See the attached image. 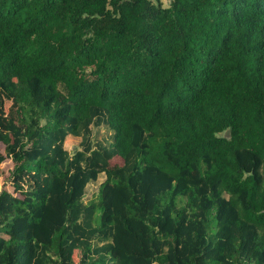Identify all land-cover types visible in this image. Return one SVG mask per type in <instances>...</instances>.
<instances>
[{"label":"trees","instance_id":"trees-1","mask_svg":"<svg viewBox=\"0 0 264 264\" xmlns=\"http://www.w3.org/2000/svg\"><path fill=\"white\" fill-rule=\"evenodd\" d=\"M0 94V264H264V0H0Z\"/></svg>","mask_w":264,"mask_h":264},{"label":"rangeland","instance_id":"rangeland-1","mask_svg":"<svg viewBox=\"0 0 264 264\" xmlns=\"http://www.w3.org/2000/svg\"><path fill=\"white\" fill-rule=\"evenodd\" d=\"M164 6H168L170 0H162ZM18 105L17 103L14 102V100L9 97L7 94H0V126L2 129H6V122L11 119L16 117V109ZM92 140L94 142H103L104 144H108L111 138L112 132L110 129L103 125L100 127H93L92 128ZM109 140V141H108ZM81 143V138L79 137H74V136H68L65 142V147L66 149L72 153L76 149L80 147ZM0 148L2 152H4V145L0 144ZM122 160L118 157L114 158L111 161V165H121ZM13 164L11 162L5 163L1 167V172H0V191L2 188H8L12 190L13 188V182H22L26 186H28L29 182L26 179L19 180L18 178L13 181L12 178L9 176L8 169L11 168ZM105 179V175L101 174L99 176V179L97 182L89 184V186L86 189V196H85V201L92 200L98 191L99 185L101 182H103ZM166 239V238H165ZM258 242L264 244V239L263 236L260 235L258 237Z\"/></svg>","mask_w":264,"mask_h":264}]
</instances>
